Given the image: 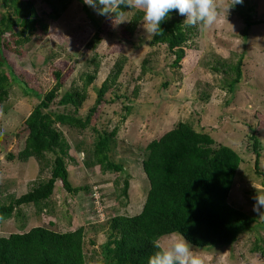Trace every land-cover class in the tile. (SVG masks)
I'll return each mask as SVG.
<instances>
[{
    "label": "rangeland",
    "instance_id": "374dc122",
    "mask_svg": "<svg viewBox=\"0 0 264 264\" xmlns=\"http://www.w3.org/2000/svg\"><path fill=\"white\" fill-rule=\"evenodd\" d=\"M32 1L36 3V8L47 11L44 0ZM67 1L70 4L58 17L52 13L48 15L49 11L42 16L48 25L47 34L37 31L31 37V44L20 47H16L14 43L16 38H9L6 40L9 48L2 49L1 53L15 73L20 71L19 73L24 74L29 84L41 94L52 88L55 71L62 72L66 87H70L72 82L73 86L80 87L83 84L81 74L88 73L83 59L100 61V71L94 86L88 89V101L80 111L83 115L94 102L93 89L98 88L106 78L111 64L117 58L124 57L127 60V73L134 78L139 74L141 76L133 115L121 123L119 113L122 106L106 105L99 108L91 119V126L83 132L60 129L72 151L76 152L73 153L77 158L75 161L84 163L88 157V149L97 137L91 130L93 126L96 124L99 129L111 131L117 124L119 131L111 159L115 164L123 166L124 173L120 176L110 172L102 173L97 167L86 169L73 162L69 166L72 184L76 187L88 186L90 194L68 195L65 201V194L59 189L58 183L48 201V208H43L38 215L32 207L23 208V219L13 217L0 224V237H8L11 233H25L38 226L55 231L83 227L86 231V250L98 251L104 235L90 226H96L112 215L133 216L140 213L149 190L148 181L140 166L144 147L178 121H186L196 130L202 129L208 133L215 145L227 146L240 156L242 161L228 204L256 219L252 229L242 234L237 243L208 250L193 248L194 253L202 264H264V251L259 250L256 245L260 240L264 247V217L252 211L256 193H264V179L255 173V155L251 141L253 135L260 141L258 167L264 173V0H249L254 5L256 25L247 32L244 31V25L236 11V7H242L240 4L227 11L232 0H214L219 12L217 21L212 26H205L200 36L187 42L185 56L177 68L170 67L173 57L164 46L158 49L147 46L134 49L115 40L117 36L125 34V22L117 25L114 19L98 15L86 5L99 27L96 30L101 28L104 34L96 49L90 47L96 27L82 13L81 4L77 0ZM106 33H112L114 41L105 39ZM139 38L145 42L149 39L142 24L137 26L133 37L135 44ZM44 48L52 49L60 56L50 63L45 55L37 53ZM15 49L22 52L18 60L15 53L9 52ZM150 52L154 53L153 61L147 66L149 70L142 73L141 64ZM78 53L84 56L77 59L74 56ZM242 54L241 83L232 95H228L222 83L225 76L212 69H221L220 64L234 66ZM76 60L78 62L74 63ZM23 62H27L25 68L20 67ZM29 63L34 64V67ZM119 81L124 84L122 92L130 94L133 84L128 85V79L124 76ZM166 83L167 86L163 88ZM118 90L121 93L120 88ZM23 93L22 84L11 81L7 98L0 103V135L9 137L6 146L0 142L2 203H7L10 196L19 197L28 192L35 181L49 178V171L45 169L40 172L39 164L34 161L22 164L7 161L6 158L9 152L17 154L22 150L26 137L24 122L36 103L34 98L27 99ZM112 93H116L115 90L107 94V101L112 99ZM18 134L20 136L17 139L15 136ZM79 143L81 147L76 151ZM114 179L119 182V189L122 188L124 179L129 180L126 199L118 197L120 190L114 187ZM51 207L53 212H50ZM65 213L68 214V219H72L70 227L63 218ZM50 224L53 225L49 226ZM170 236L162 237L160 243H166ZM90 240L95 243L91 245Z\"/></svg>",
    "mask_w": 264,
    "mask_h": 264
},
{
    "label": "trees",
    "instance_id": "16d2710c",
    "mask_svg": "<svg viewBox=\"0 0 264 264\" xmlns=\"http://www.w3.org/2000/svg\"><path fill=\"white\" fill-rule=\"evenodd\" d=\"M77 1L81 4L82 13L95 25V30L99 29L87 6L82 0ZM44 4L47 11L36 8V3L32 0H0V103L6 100L11 81L22 84L24 96L36 101L24 122L26 137L22 150L17 154L9 152L6 158L7 161L22 164L34 161L39 164L40 172L45 169L49 171L47 180L35 181L25 194L7 197V203L0 201V224L13 217L23 219L21 210L26 207H32L36 215L40 214L43 208L45 210L49 207L48 201L58 183L59 189L65 194V201L69 196L90 194L88 186L76 187L72 184L69 166L73 162L86 169L97 167L102 173L110 172L118 176L124 173L123 166L115 164L111 159L119 131L117 124L111 131L99 129L96 124L93 126L91 130L97 137L88 149V157L84 163L75 161L77 158L73 153L76 152L72 151L60 130L64 128L83 132L91 126V119L99 108L106 105L116 104L120 108L122 106L119 113L121 123L133 115L141 76L139 74L134 78L132 74L127 73V60L124 57L117 58L111 64L106 78L98 88L93 89L94 102L83 115L80 111L88 101L87 92L94 86L101 67L100 61L83 59L88 73L81 74L80 80L83 84L80 87L73 86L74 82L70 87H66L62 72L55 71L52 88L41 94L36 87L29 84L24 74L19 73L20 71L16 74L2 56L1 50L9 48L6 42L9 38H16L14 43L16 47H20L31 44V37L37 31L47 34L48 25L42 16L49 11L48 15L52 13L58 17L70 2L44 0ZM240 6L242 7H236V11L242 20L244 31L247 32L256 25L254 5L249 0H243ZM122 18L127 20L125 34L117 36L115 40L134 49L142 46L158 49L164 46L173 57L171 68L179 67L185 56L187 42L200 36L205 29L203 25L185 27L184 17L173 10L170 17L161 24V35L149 37L146 42L139 38L135 44L133 37L137 26L142 24V12L135 8H125ZM102 32L101 28L95 31L90 47L96 49L99 46L103 40ZM105 39L114 41L113 34L106 33ZM9 52L15 53L17 60L21 55L18 49ZM37 53L45 55L50 63L60 56L48 48ZM153 55L154 53L150 52L144 58L140 69L142 73L149 70L147 66L153 61ZM83 56L78 53L74 57L78 59ZM243 58L244 54L234 66L226 67L218 63L221 69H212L215 73L225 76L222 83L228 95H232L241 83ZM77 62L78 60L74 61ZM26 63H21L20 67L25 68ZM29 64L34 67V64ZM122 76L127 77V84H133L134 87L128 95L125 91L122 92L124 84L119 81ZM166 86L167 83L163 88ZM111 90L116 93H112V99L107 101V94ZM19 136L20 134L15 137L18 139ZM251 141L255 155V173L264 179V173L258 167L260 141L255 135L251 137ZM0 142L6 146L9 137L0 135ZM80 147L81 143L77 144L76 151H79ZM241 161L240 156L231 148L215 145L214 140L204 130H196L189 122L178 121L144 147L140 166L148 181L149 190L140 213L133 216L112 215L104 222L90 226L104 235L98 251L86 250V231L83 227L55 231L38 226L25 233H11L8 237H0V264H147L148 257L155 251L153 241L177 232L196 249L208 250L235 244L241 235L250 231L256 223L255 218L228 204ZM113 183L114 187L119 189L117 179H114ZM128 188L129 180L124 179L118 197L126 199ZM52 209L53 207L50 212L54 211ZM67 215L65 213L63 218L70 227L72 219H68ZM89 243L93 245L95 242L90 240ZM256 245L259 250L264 251L260 240Z\"/></svg>",
    "mask_w": 264,
    "mask_h": 264
},
{
    "label": "clouds",
    "instance_id": "9594fccd",
    "mask_svg": "<svg viewBox=\"0 0 264 264\" xmlns=\"http://www.w3.org/2000/svg\"><path fill=\"white\" fill-rule=\"evenodd\" d=\"M98 15L112 18L118 25L123 19L125 8H135L142 12V26L146 37H155L163 33L161 24L170 17L174 10L183 16L184 26H212L218 19L219 12L214 0H82ZM243 0H232L227 11ZM252 211L264 217V193L254 197ZM155 251L148 257L147 264H202L194 253L192 244L177 232L166 243L153 241Z\"/></svg>",
    "mask_w": 264,
    "mask_h": 264
}]
</instances>
